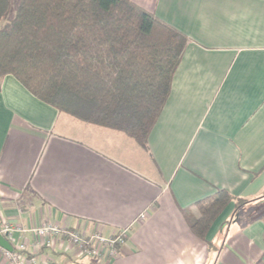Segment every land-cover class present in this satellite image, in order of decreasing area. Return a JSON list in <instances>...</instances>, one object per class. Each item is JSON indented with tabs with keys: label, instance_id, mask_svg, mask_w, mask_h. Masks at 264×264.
<instances>
[{
	"label": "crops",
	"instance_id": "obj_1",
	"mask_svg": "<svg viewBox=\"0 0 264 264\" xmlns=\"http://www.w3.org/2000/svg\"><path fill=\"white\" fill-rule=\"evenodd\" d=\"M131 1L186 36L146 148L5 75L0 230L5 220L104 236L128 229L114 257L79 255L61 238L29 247L50 264H264V0ZM218 190L230 199L198 237L184 211L197 217L195 204Z\"/></svg>",
	"mask_w": 264,
	"mask_h": 264
},
{
	"label": "trees",
	"instance_id": "obj_2",
	"mask_svg": "<svg viewBox=\"0 0 264 264\" xmlns=\"http://www.w3.org/2000/svg\"><path fill=\"white\" fill-rule=\"evenodd\" d=\"M186 36L131 0H0V81L146 148ZM230 197L218 190L184 211L203 238Z\"/></svg>",
	"mask_w": 264,
	"mask_h": 264
},
{
	"label": "built area",
	"instance_id": "obj_3",
	"mask_svg": "<svg viewBox=\"0 0 264 264\" xmlns=\"http://www.w3.org/2000/svg\"><path fill=\"white\" fill-rule=\"evenodd\" d=\"M144 214L139 215L143 219ZM128 229L117 231L110 236L102 235L101 231L95 228L91 233L85 234L74 229H69L52 222H42L33 227H20L3 221L0 235H6L12 242L11 250L3 249L2 253L8 264H50L47 260H39L28 252L32 249L50 247L55 239H66L78 252L79 255L96 258L114 257L117 254V247L124 244ZM29 235V240L27 239Z\"/></svg>",
	"mask_w": 264,
	"mask_h": 264
},
{
	"label": "water",
	"instance_id": "obj_4",
	"mask_svg": "<svg viewBox=\"0 0 264 264\" xmlns=\"http://www.w3.org/2000/svg\"><path fill=\"white\" fill-rule=\"evenodd\" d=\"M0 244H2L5 248H7V250L11 249L6 243H3L1 236H0Z\"/></svg>",
	"mask_w": 264,
	"mask_h": 264
}]
</instances>
